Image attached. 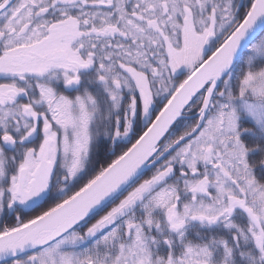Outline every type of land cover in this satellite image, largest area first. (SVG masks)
Returning a JSON list of instances; mask_svg holds the SVG:
<instances>
[{
	"label": "snow or ice",
	"instance_id": "1",
	"mask_svg": "<svg viewBox=\"0 0 264 264\" xmlns=\"http://www.w3.org/2000/svg\"><path fill=\"white\" fill-rule=\"evenodd\" d=\"M0 264H264V0H0Z\"/></svg>",
	"mask_w": 264,
	"mask_h": 264
}]
</instances>
